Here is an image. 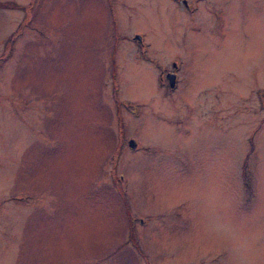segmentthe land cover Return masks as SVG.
I'll return each mask as SVG.
<instances>
[{"label":"rangeland","instance_id":"1","mask_svg":"<svg viewBox=\"0 0 264 264\" xmlns=\"http://www.w3.org/2000/svg\"><path fill=\"white\" fill-rule=\"evenodd\" d=\"M188 1L0 0V264H264V0Z\"/></svg>","mask_w":264,"mask_h":264},{"label":"bare ground","instance_id":"2","mask_svg":"<svg viewBox=\"0 0 264 264\" xmlns=\"http://www.w3.org/2000/svg\"><path fill=\"white\" fill-rule=\"evenodd\" d=\"M170 73L171 74L167 76V79L169 80L168 85L170 87H173L175 85L176 75L177 74H175V70L174 71H171Z\"/></svg>","mask_w":264,"mask_h":264},{"label":"flooded vegetation","instance_id":"3","mask_svg":"<svg viewBox=\"0 0 264 264\" xmlns=\"http://www.w3.org/2000/svg\"><path fill=\"white\" fill-rule=\"evenodd\" d=\"M181 2L184 4V6H189V1L188 0H181ZM172 65L174 67L177 66V68L175 69L176 74L178 73L179 70V64H177L176 62H173ZM168 73V74H167ZM165 73V77L167 78L168 75H170L171 73L167 72Z\"/></svg>","mask_w":264,"mask_h":264}]
</instances>
